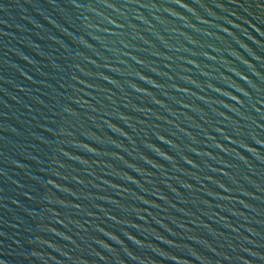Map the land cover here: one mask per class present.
<instances>
[{"label": "water", "instance_id": "1", "mask_svg": "<svg viewBox=\"0 0 264 264\" xmlns=\"http://www.w3.org/2000/svg\"><path fill=\"white\" fill-rule=\"evenodd\" d=\"M0 264H264V0H0Z\"/></svg>", "mask_w": 264, "mask_h": 264}]
</instances>
